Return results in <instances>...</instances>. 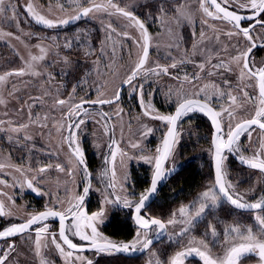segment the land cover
Here are the masks:
<instances>
[{"label":"snow or ice","instance_id":"obj_1","mask_svg":"<svg viewBox=\"0 0 264 264\" xmlns=\"http://www.w3.org/2000/svg\"><path fill=\"white\" fill-rule=\"evenodd\" d=\"M164 3L165 0H159V7L156 9L159 15L154 14L151 8L146 5L149 10L144 19L136 12L139 0H99V2L98 0H82V2L77 0L73 9L75 14L69 18L54 15L55 9L51 5L46 14L38 10L31 0L24 6V12L30 17L31 22L44 29H56L90 15L101 13L106 16L121 17L126 21V27L134 29L136 35L128 32L119 35L132 40L138 51L136 58L132 61L121 81V86L113 92L112 97L103 98L104 92L101 89L106 87V82L98 86L94 85L93 82L97 91V99L77 96L78 88L84 89L85 86L89 85L88 77L92 74L91 70L83 73L82 78L76 80V83L71 86L67 99L57 96L54 105L62 110L66 107V111L62 113L64 122H58L57 132L68 133L66 136L62 135V142L67 143L68 163L71 167L57 163L55 169L61 173L66 172L73 180H75L76 172L79 171L82 176L81 190L72 195L71 199L67 201L68 207L63 210L46 206L44 211L28 213L26 218L20 222H11L0 227V241L4 244V247L0 248V264H13V253L18 252V242L13 239L15 237H20L25 244L30 242V250L34 252L35 257L39 258V264H49L43 255L44 249L58 253L65 259V264H94V260L82 255L85 251H93L95 254L107 256L119 255L126 260V264H133L135 254L146 251H149L151 257L154 258L150 259L148 264H188L189 258H198L202 264H245V259L249 256L257 257V264H264V190L252 200L246 199L245 194L238 191L237 184L233 183L228 175L229 156L236 158L243 168L257 170L264 175V60L257 63L254 59L256 49L264 48V0H197V10L202 13L201 24L206 25L215 34L221 30L210 21H221L230 26L223 30V35L227 36L229 40L233 37L237 38L232 44L235 52L231 55L230 60H218L216 63H211V57L207 58L205 62L185 58L177 60L175 57L163 64L150 61L153 36L147 26L148 19L161 24L170 35L172 34L171 24L173 23L177 27L183 24H194L191 13L184 10V7L180 5L175 9V14L169 18ZM56 7L60 12L65 11L61 4H57ZM0 18L15 22L17 29V32L0 29V39L8 37L18 40L26 49H29L27 58L20 56L21 67L0 75V87L6 85L9 77L12 76H47L49 80L55 79L51 73L42 72L40 69L41 66L48 67L43 62L47 59L49 52L53 48H61L58 37H42L39 33L25 32L21 29L20 14L12 0H8L7 3L6 0H0ZM245 21L249 22L247 26L244 24ZM107 28L115 31L111 24ZM24 36L35 39L37 42L29 45L23 39ZM192 36L194 38L192 43L193 54H200L202 51L201 44L205 40L206 33L201 30L197 39L195 38V31H193ZM241 38L243 42H241ZM214 39L219 41V35H214ZM77 40H79V34H77ZM45 41L49 42L47 46H45ZM173 46L178 45H169V47ZM62 47L65 50L72 49L73 41L66 39ZM32 49H36L39 54H35ZM96 51V49L85 50L84 59L94 56ZM99 52L101 55L93 61L96 66L94 70L98 76L102 75L99 71L100 60L106 54L103 47L99 49ZM16 55L19 56L20 54L17 52ZM112 55H115V48H113ZM168 55L171 56V53ZM56 56L62 65L64 76H70L79 71L81 66L71 59L70 51L66 54L57 51ZM185 63L194 64L199 71L192 75L185 72L181 79V76L172 70L178 69ZM206 63H211L212 69L215 70V72H209L208 75L220 72L232 73L238 70L237 87H232V81L225 76L223 80L225 88L214 86V91L208 93L206 91L207 85H205L198 90L186 92L184 83L194 85L195 81L200 79L199 73L204 72ZM233 65H235V69ZM105 68L108 70L105 74L110 73L113 77L117 76V71L110 64L105 65ZM151 76L169 77L179 82V86L174 91L170 88L165 93L166 102L172 101L173 96L176 98L173 101L175 104L174 113H161L153 105L151 99L145 100L144 85ZM137 81L138 83H134ZM123 85L129 86L132 92L138 94L142 116L148 117L150 120L160 121L166 127L159 145L151 155H129L125 149L119 148L118 141L114 139V129L105 128L106 135L109 134V131L113 134L107 145L108 154L103 158L106 167L101 172V176L106 177L107 182L104 184L103 190H96L101 191L102 205L110 204L116 210L130 209L129 218L135 225L134 236L131 240L114 241L98 229V225L104 221L105 208L101 206L98 211L91 214L85 209V201L93 191V184L77 132L81 130V125H84L91 115L85 105L117 104L118 113L123 111L117 103L121 98L120 91ZM249 88L253 89L254 95L247 91ZM16 91L18 89L13 87L10 90V95H15ZM234 92L237 94L234 95ZM49 94V92L44 93V95ZM214 97L216 102L220 104L219 108L213 106ZM42 99L43 97H29L32 103L20 100L21 105H26L28 109L29 122L15 124L8 122V126L5 128L6 122L0 120V131L10 130L15 133L16 143L30 141L32 136L28 133V129L32 124H38L40 128L48 126L47 123L40 122V117H33L31 112L35 103L41 102ZM249 103L253 105L251 109L246 107ZM6 104V100L0 98V105L6 106ZM23 110L22 107L19 111ZM194 112H200L207 116L214 129L209 149L212 158V176L210 182L190 203L181 204L175 210L170 209L167 219H162L160 216L151 214V202L158 193L161 182L175 171L174 168H166V165L174 156L176 146L179 143L178 123ZM107 116L108 113H101L102 119ZM43 119L47 121L48 117L45 116ZM225 121L227 122L226 127L223 126ZM141 127L143 131L140 134V139L129 142L131 149H141L142 141L154 134V129L147 124H143ZM257 130H259L257 133L259 140L253 145L251 143L252 135ZM245 135L249 141V148L254 149L251 155L245 154L246 150L241 144V138ZM8 139L11 142L13 137L9 136ZM24 146L29 148V151L35 148V145L30 146L27 143ZM118 152L121 156V164L124 163L123 158L127 157L128 160L137 159L152 166L150 180L138 196L134 192L131 196L120 195L117 192L118 185L121 192L131 187L121 183L117 177L116 157ZM37 163L39 164V161ZM5 167L13 168L15 172L24 177V180L19 182L21 190L26 186L27 189L37 195L48 194L38 187V176H29L28 173L35 172L39 176H43L52 167L51 163L36 168L30 164L17 166L11 163H0V171ZM124 180H128L127 174H125ZM0 185L16 187L17 183L8 185L6 180L0 179ZM254 191V188H249V192ZM0 196H7V193L0 192ZM7 199L12 206H15L16 201L11 196H7ZM55 203L64 204L65 201L57 197ZM225 205L227 207H224ZM214 209L219 210L224 216H231L233 214L231 209L247 212L252 216L254 224H242L239 221L224 223L221 233L219 230L220 220L213 212ZM12 215L11 208L0 200V217H11ZM50 218H58V232L49 230L50 225L46 221ZM66 221L69 222L66 223ZM202 222L203 234L195 235V230L201 226ZM177 225L181 227L174 232V239L169 237L176 244V250L171 255L165 252L164 259L159 258L157 252L152 250V245L157 238L167 234L170 226ZM221 235L223 254L215 255L212 248L215 247L217 238ZM73 237L85 243L78 244L74 242ZM15 264H19V261H15ZM109 264H113V262L109 261Z\"/></svg>","mask_w":264,"mask_h":264},{"label":"rangeland","instance_id":"obj_2","mask_svg":"<svg viewBox=\"0 0 264 264\" xmlns=\"http://www.w3.org/2000/svg\"><path fill=\"white\" fill-rule=\"evenodd\" d=\"M8 0H6V3ZM29 2V0H12V3L15 7H17L19 14H20V28L23 29L25 32H34L39 33L42 37L43 36H57L58 37V43L61 45V48L56 49L53 48L48 56L47 59L43 62L44 65H48V67L41 66V71L45 73H51L52 76L55 77V79L49 80L47 76H39V77H32V76H24V77H16L12 76L9 77L8 82L6 85L0 87V98H3L6 100L7 104L0 105V120L1 119H7L2 120L5 121L4 127L7 128L8 122L16 123V116H15V107L19 106L21 107L20 100L23 101H31L29 100V97H33V95H38L39 97H43L41 102L35 103V106L38 107V111L36 112V116L40 117V122L47 123L46 128H40L38 124H32L30 130L28 133L30 135L36 134V135H43L45 138H48V135L46 134L48 132V129L51 131L50 140L55 145L58 144L60 133L57 132L56 124L61 121V109H57V120H52L50 123L48 121H44L45 112L41 108L48 106L49 104H44L43 100L51 101L50 104V111H47L46 114H50V116H53L51 113L52 108H55L57 106L54 105V101L57 99V96L59 98L67 99L68 93L71 91V86L76 83V80L81 79L83 73L91 70L92 74L88 77L89 79V85L85 86L84 89L78 88L77 89V96L78 97H85V98H92L97 99V91L96 86H98L101 83L106 82V87L101 89V91L104 92L103 98H110L113 95V92L117 89L118 85L121 83L122 79L124 78L128 68L130 67L132 61L136 58V53L138 49L133 44L132 40L125 39L122 35H119L123 32H128L132 35H136V32L132 28L126 27V21L118 16H106L105 14H95L90 15L89 17L82 18L78 21H75L73 23H69L66 26H61L56 29H44L41 28L34 23L31 22L30 17L27 16V14L24 12V6ZM31 2L37 7L38 10L42 11L43 13L48 12V8L51 5L54 11V15L60 16L61 18H69L70 16L74 15L75 12L73 9L75 8L77 0H31ZM82 2V0H81ZM99 2V0H98ZM57 4H61L64 6L65 11L60 12L58 8L56 7ZM149 6L154 14L159 15L158 12H156V9L159 7V0H139V4L136 7L137 15H139L142 19L145 18L147 11L149 10ZM183 6L184 10H187L191 13L194 19V24H197V29L194 30L193 25H187L183 24L180 27H177L174 23L171 24L172 28V34L170 35L167 31L164 30V27L154 22L151 19L147 20V26L149 29V32L153 36V45L150 49V61L152 62H159L160 55H167L171 53V56L169 57H175L176 59L181 58L183 56L184 49H188V45L192 47L191 39H194L192 36V32L195 31L196 37L199 38L201 30L205 31L206 37L203 43L201 44L202 47H206L207 54H210L211 57H216L221 50V48L227 44L228 41L235 40L236 37H233L231 40L228 39L227 36L226 39H224L220 34L223 33V30H226L223 26L217 25L218 29L221 31H218L217 33H213L210 29L206 28L205 25L201 24L202 19V13H200L198 9L197 0H165L164 7L165 10L169 13V18L175 14V9L177 6ZM9 15H11L9 13ZM89 21H94L96 26H100V31H97L98 34H95V31L97 28L94 29H85L84 27H81V23H88ZM111 24L112 29H115L113 32L111 29H108L107 26ZM74 25H77L76 27H73ZM0 29L3 31H10V32H17V29L15 27V22H9L8 20H5L3 18H0ZM65 30V32L63 31ZM67 32V33H66ZM19 34V33H18ZM77 34H79V40H77ZM214 35H219V41L214 39ZM110 37V38H109ZM24 40H26L29 45L35 44L37 41L35 39H29L28 37L24 36ZM72 40L73 41V47L70 50L63 49L62 45L65 40ZM103 42V43H102ZM49 42L45 41V46H47ZM170 44L178 45L169 47ZM158 45V46H157ZM105 49V55L100 60L99 64V71L102 75L98 76L95 69V65L93 64V61L96 59V57L100 56L101 53L99 52L100 48ZM113 48H115V55L113 56ZM87 49H96V53L94 56L88 57L86 60L84 59V52ZM192 49V48H191ZM29 49H26L23 44H21L18 40L10 39L8 37H4L3 39H0V75L12 71L14 69H17L22 66V62L20 60V56H23L27 58ZM32 51L35 54H39L36 49H32ZM59 51L61 54H66V52H71V59L75 62H77L81 67L78 72L73 73V75L70 76H64L62 73V65L58 62V57L56 56V52ZM19 53L20 55L17 56L16 53ZM235 50L232 49V47L228 46V51L226 53L227 59L226 61L230 60V57L232 54H234ZM168 53V54H167ZM161 63V62H159ZM110 64L113 69L117 71V76L113 77L110 73L105 74L108 72V70L105 68V65ZM233 68L235 69V65H233ZM237 71H234L232 73H226V76L228 79L232 81V87H237L238 81L236 79ZM183 78V77H182ZM181 78V79H182ZM218 78V79H217ZM224 73L220 72L218 76L216 77H200L199 80L195 81L194 85H190L188 83H184V90L186 92H192L195 90H198L199 88L204 87L207 85L206 91L208 93H211L214 91V86L225 88L223 85L224 80ZM158 77L151 76L148 79V82H150L152 85L151 91L156 94H164L171 88L173 91L177 88L175 87L176 82H173L172 80L165 78L163 81L165 82V86L162 88V90L159 88L158 83ZM94 82V85H93ZM147 82V83H148ZM135 83H138L135 82ZM145 83V84H147ZM158 86V88H156ZM179 86V83H178ZM18 89V91L15 92V95H10V90ZM157 90V92H155ZM247 91L250 94H253V89L249 88ZM45 92H49V96L44 95ZM155 94V95H156ZM234 95L237 93H233ZM50 96L52 98H50ZM128 96L130 99V104H128V100L125 99V97ZM124 100L118 103V106L120 109H122V112L118 113L117 110V104L111 105L108 107H105L104 110L109 114V116H112L117 119L116 122H113V128L115 129L116 136L119 137L120 132L118 131L122 130V136L121 139L125 140V142H118L119 148L125 149L129 155H139V154H148L151 155L154 153L155 148L152 147V143L154 141L152 138L162 136L164 132V126L160 121H154L150 120L148 117L142 116V108L138 101V94L132 92L131 88L128 87L124 93ZM175 96L172 97V101H169L170 104H174L173 101H175ZM213 101L216 102L215 97L213 98ZM157 103V101H156ZM258 104V101H256ZM175 105V104H174ZM167 106V105H166ZM220 107V104H218L217 108ZM247 108L251 109L253 105L251 103L246 105ZM66 108V107H65ZM164 109V113L166 112V109ZM243 111V110H241ZM5 113H7L5 115ZM166 114V113H165ZM195 115H203V113L200 112H194L190 113L188 116L184 117V121H188L191 116ZM197 118V117H196ZM54 119V118H53ZM190 121V120H189ZM195 122L198 124L199 119L197 118ZM147 124L149 127H152L154 129V134L147 137V139L143 140L141 143V149H143V152H141V149H131L129 147V142H135L140 139V134L143 131L142 125ZM227 122H224V126L226 127ZM49 127V128H48ZM106 123L104 119L101 118V116H98L97 114L91 113V115L87 118L86 123L84 125H81V130H79L77 133L78 135H81L84 139V145L83 150L85 153V156L89 157L92 154L96 155V159H101V157L104 155L107 145H108V134H105V128ZM117 129V130H116ZM183 131V129H182ZM182 131L180 132V135L182 134ZM185 133V131H183ZM258 131L253 132L251 143L255 145L257 141L259 140V137L257 135ZM3 135H5V139H8L9 136L13 137L15 139L16 134L12 133L10 130L3 131ZM23 135V133H21ZM1 137V135H0ZM44 140V138H42ZM90 139V140H89ZM2 141V140H1ZM160 141V138L158 139V143ZM207 141V142H206ZM198 142H201L203 144L202 147H200L202 150H200V155H196L197 159H200L201 162L199 163V167L203 169V167H208L209 172L208 176L206 174L205 183L202 186L203 190L205 186L210 182L211 176H212V169H211V155L209 152L210 146H209V139L207 140L206 137L201 136L198 137ZM241 144L242 147L246 150V155H251L252 151L254 149L249 148V141L246 137L241 138ZM96 145H99V147H96ZM178 145L176 146L174 156L172 159L168 162L166 168L172 169L174 168L175 171L172 172L170 175H168V178L165 181L171 179L174 174L177 172L178 167H181L184 163L179 158L178 153ZM157 147V146H156ZM203 147H207L206 149H203ZM63 149V148H62ZM2 151V152H1ZM9 153V151H8ZM7 149L6 146L3 144V141L0 142V161H4L7 157ZM13 155V152H12ZM68 156V154H67ZM124 163L121 164V156L120 153H117L116 162L118 164V169H116L117 177L120 180L121 183H124L126 185H130L131 187L128 188L126 191L121 192L119 185L117 186V192L120 195H128L131 196L134 192L136 196L139 195L141 190H139V186L133 182V179L130 176L131 170H137L139 169L142 173H148V175L151 174L152 166L149 164H145L143 161L132 159L128 160L127 157H124ZM36 161V160H35ZM6 162V161H5ZM139 165H145L144 167L148 170L147 172L144 171L142 167H139ZM234 167L230 160H228V175L229 178L233 181V183L237 184V189L241 193H244L246 198L249 200H252L255 196L261 194L262 190H264V177L253 171H247L239 168H232ZM11 168L8 169L10 171ZM125 174L128 175V180H124ZM99 177V170L96 171V173L93 175L94 187L92 191V199L95 197V194H98L97 197L101 194V191H97L96 189L103 190V187L100 182H98ZM67 195L70 196V194L74 193L76 188V183L80 182V177L75 175V180L72 178H67ZM59 178L55 179L54 182L49 184V191L51 192L52 196H55L56 190L55 185H59ZM82 182V181H81ZM252 187L255 189L254 192H249V188ZM200 190V191H201ZM103 197L100 195V198H98V202H95L99 205V207L103 206L105 208V218L103 223H106L109 219V212H113L116 209L113 208L112 205H102ZM190 202H181L179 205L175 206L173 210L177 209L181 204H187ZM7 207L11 208V211L13 215L11 216H20L22 217V213L19 211L20 206H10L9 204H6ZM224 207H227L226 205ZM7 209V208H6ZM232 215L231 216H224L219 210H213L214 213H216L217 219L220 220L219 230L222 233L223 225L224 223H232L233 221H239L242 224H254V221L252 219V216L249 213H239L231 209ZM156 212V211H154ZM157 213V212H156ZM27 216V215H25ZM164 219H167V215H163ZM4 219L8 220L9 217H5ZM211 219V217H209ZM103 223H100L98 225L99 231H101V226ZM179 225L177 226H170L167 230V236L163 240L162 244H159L158 246L154 247L152 250L157 252V255L159 258L164 259V253L167 252L168 255H171L173 251L176 250V244L172 242L169 237H173L174 232L178 231ZM204 232L203 222L201 223V226L195 230V235H202ZM174 239V237H173ZM223 240L222 235L221 237L217 238L215 247L212 248V251L215 255H222L223 254ZM43 255L49 261V264H65V259L61 257L58 253L55 251L44 249ZM83 255V254H82ZM88 259L94 260V264L99 259H105L108 261H118V264H126V260L122 259L121 256H107L105 254H98L97 257H93V255H84ZM14 261L13 264H15V261H19V264H39V258L35 257L34 252L30 250V242L28 244H25L20 239V243L18 245V252L13 253ZM150 259H154L151 257L150 252L148 251L146 254L138 258L137 260H133V264H148V261ZM258 258L255 256H249L245 259V264H257ZM188 264H202V262L199 261L198 258H189Z\"/></svg>","mask_w":264,"mask_h":264},{"label":"flooded vegetation","instance_id":"obj_3","mask_svg":"<svg viewBox=\"0 0 264 264\" xmlns=\"http://www.w3.org/2000/svg\"><path fill=\"white\" fill-rule=\"evenodd\" d=\"M244 14H246V13H244ZM198 22H201V21H198ZM210 23H213L215 25L223 26L225 29L230 27L228 25H225L221 21H210ZM248 23H249L248 21H245L244 22L245 26H247ZM193 27H194V30H196L197 29V24L193 25ZM206 28H207V26H206ZM219 34L222 37L224 36L223 33L219 32ZM223 38L226 39V37H223ZM236 39L237 38H235L234 41L233 40L228 41L227 44L225 45V47L223 46L221 48V50L219 51L218 55L216 57H213V58L211 57L210 54H207L206 47L203 46L202 47V51L200 52V54L194 55L193 51L191 49L192 47H190V45L187 44L188 45V49L187 50L184 49L183 56L181 58L191 59V60H194V61H197V62H205L207 60V58L211 57V63H216L218 60L226 61V59H227L226 53L228 51V46L230 45L232 47V44L236 41ZM241 42H243L242 38H241ZM191 43H193V39H191L190 44ZM232 49L235 50L233 47H232ZM171 58L172 57H169L167 55H163L162 54V56L160 55L159 62H161L162 64L163 63H167ZM181 58H178L177 60H179ZM254 59H255V61L257 63H259L261 60H264V48L256 49ZM211 63H206L204 72H200L199 73L200 77H209V78H211L212 76L213 77L218 76L219 73L213 74V75H208L209 72H215V70L212 69V67H211ZM172 71L176 72L177 74H179L181 76V78H182L185 72L188 73L189 75H192L194 72H198L199 70L195 67L194 64L185 63L184 65L179 66L178 69H175V70H172ZM225 76H226V73H224V77ZM165 78L170 79L169 77H158V79H159L158 80L159 88L161 90L165 86V84H164L165 82L163 81ZM170 80H172V79H170ZM172 81L176 82L175 87H178V83L179 82L175 81V80H172ZM152 85L153 84H151L150 82H148L147 84L144 85V88H145V100L147 101V100L151 99L153 105L156 107V109L159 112L164 113V109L163 108H165L166 109V112H165L166 114H172L174 112V110H175V105L174 104H170L169 101L166 102L164 94H162V93H160V94L153 93L151 91ZM120 86H121V83L118 85V87H120ZM128 87L129 86H126L122 90L121 95H120L121 98H120V100L117 103H119L122 100H124L123 96H124V93H125V91H126V89ZM156 88H158V86ZM155 92H157V90ZM149 94H151V95H149ZM46 96H49V95H46ZM33 97H39V96L38 95H33ZM50 98H52V97L50 96ZM125 99H127L128 100V104H130V99L131 98L129 99V97L126 96ZM43 101H44V104H47V103L49 104L48 106L41 108L42 110H44L45 115L48 117L47 121L49 123L52 120L56 121L57 120V113L56 112H57V109L59 107L52 108L53 110H51V113H52L53 116H50V114H46V112L50 111L49 107H50L51 101H47V100H43ZM156 101H157V103H156ZM29 103H32V101H29ZM212 103H213V106L217 108L219 103L218 102H214V101ZM111 105H115V104H111ZM111 105H103V106L85 105V107L88 108L90 113H94V114H97L98 116H101V113H107L104 110V108L108 107V106H111ZM22 107L24 108V110L23 111H19ZM15 110H16V112H15L16 123H28L29 122V120H28V109H27L26 105H22L21 107L17 106V107H15ZM37 111H38V107H36V106H34L31 109L33 117H36V112ZM63 111H66V108L63 109V110L61 109V114L60 115H62V117H61V121L60 122H64L63 121V114H62ZM196 117L199 119L200 124H197L195 122V120L197 119ZM103 119H104V121L106 123V126H107V128L109 130L114 129L113 128V122L117 121L116 118H114L112 116H109V114H108V116L104 117ZM1 120H7V119H1ZM189 120L186 122V121H184L182 119L178 123L179 131L181 132L182 129H183V131H185V133H183V131H182V134L180 135L178 151H179V147H181L183 142L192 141L191 137L193 139V143L197 144L199 152H200V150H202L200 147H202L203 144L201 142H198V137L201 136V132H199V129H200L201 125H205V127H207L208 130H209V133H210L209 134V146L211 147L212 128H211L209 120L203 115L191 116L189 118ZM58 127H59V123L56 124V129ZM30 128H31V126H30ZM30 128L28 129V131L30 130ZM164 131H165V128H164ZM257 131H259V130H257ZM2 132L3 131H0V135H1L0 142L3 141V144L6 146L7 155H5V156L7 158L4 161H0V163H11L12 165H17V166L29 165L30 164L33 168L39 167L41 165H47V164L51 163L52 167L49 168L43 174V176H39L35 172H29L28 173L29 176H34V175L38 176V187L40 189L46 191L48 193L47 195H37L36 193H34L31 190L27 189L26 186L23 188V190H21L20 187H19V182H22L24 180V177H22L19 173L15 172L13 168H11V170L8 171V169L10 167H5L2 171H0V179L6 180L8 185H12L13 183H17L16 187L0 185V192L7 193V196H11L16 201L15 205L16 206H20V210L19 211L22 213V217L16 215V216H13V218L9 217L8 220L4 219L5 217H0V227H3L4 225L9 224L11 222H20L21 220L26 218L25 215H27L28 213H38V212L44 211L46 206L47 207H54L57 210H63L64 208L68 207L67 201L71 199L72 195L75 192L81 190L80 186L82 184V182H81L82 181V176H81L80 172L77 171L75 175L76 176L78 175L80 177L81 181L79 183L78 182L76 183V188H75L74 193L73 194L71 193L70 196H68L67 195V185H68L67 184V180H68L67 178L69 176L67 175L66 172L65 173H61V172H58L55 169V164H57V163L63 164L66 167H71V165L68 163L67 143L66 142H62V135L66 136V135H68V133L67 132H64L63 134L60 133L58 144L55 145L50 140L51 131L49 129H48V132L46 133L48 135L49 139L45 138L43 135L33 134V135H31L32 139L30 141H27V142L21 141L20 143H16L15 139H13L11 142L9 141V139H5V135H3ZM119 132H120L119 137H115L116 133H115V129H114V139L116 141H118L119 143L120 142H125V140L121 139L122 130L118 131V133ZM77 135H78V133H77ZM112 135H113L112 132L109 131L108 143H109L110 137ZM203 136H204V131H203ZM78 137H79V143H80L81 147L83 148L84 139L82 138L81 135H78ZM161 137L162 136H158V137L152 138V140L154 141V143L151 144L152 147L156 148V146L159 145L158 139L159 138L161 139ZM42 138H44V140ZM25 143H27L30 146L31 145H35V148H33L31 151H29V148L24 146ZM206 148L207 147H203V149H206ZM8 151H9V153H8ZM12 152H13V155H12ZM107 154H108V147H107L104 155L101 157V159L100 158L96 159V155L95 154H92L89 157L85 156L86 162H87V165H88V168H89V172L91 173V179H92L93 187H94V182H95V180L93 179V175L96 173L97 170H99L98 182L101 183L103 188H104V184L107 182V178L101 176V172L106 167L105 164H104V159L103 158ZM197 160H198V163L201 162L200 159H197ZM211 160H212V158H211ZM229 160H230L231 164L234 166L232 168H239V169H243V170H247V171H253V173L254 172L259 173V172L254 171V170L243 168L239 164V162L232 156H229ZM37 161H39V164L37 163ZM143 166H145V165H143ZM116 169H118L117 162H116ZM180 169H181V167H178L177 172L175 174H177L180 171ZM151 174H152V171H151ZM151 174L149 175V180H150ZM175 174H174V176H175ZM259 174H261V173H259ZM130 176H131V172H130ZM262 176L264 177V175H262ZM57 178H59V181H60L59 183L60 184L59 185L58 184L55 185V190L57 192H56L55 196H52L51 192L49 191V188H51V187H49V184L54 182V180L57 179ZM69 178H72V177H69ZM169 180L165 181L163 183V185L158 189V193H157L156 198H155L154 201H156L158 199V195H159L160 189L163 186H165L168 183ZM34 183H37V181H34ZM91 194H92V192H91ZM91 194L85 201V209L89 212V214H91L92 212L98 211L100 209L99 205L96 204L95 202H98V198H100L101 194L98 197H97L98 194H95V197L93 199H92V195ZM7 196H0V200H2L5 203V205L9 204L11 206V203L7 199ZM57 197H59L61 200L65 201V203L64 204H56L55 201H56ZM154 201H153V203H154ZM153 203L151 204V207H152ZM151 207H150L151 214L155 215V216H159L156 212L151 210ZM234 211H236V210H234ZM130 212H131L130 209H119V210H115L113 212H109L110 214H109L108 217H110L114 213H120L122 215H125L129 219V221L132 223V227L135 229V225L133 224V222L129 218V213ZM236 212H238V211H236ZM239 213H242V212H239ZM161 218L164 219L163 217H161ZM68 222L69 221H66V223H68ZM46 223L50 225V228H49L50 231L58 232V230H59L58 218L57 219H51L50 218L48 221H46ZM106 223H103V225L101 226V232L104 235H106V234L103 231V227L105 226ZM166 236H167V234H166ZM108 238L111 239L110 237H108ZM13 239H15L18 242V245H19L20 237H15ZM73 240H74V242H76L78 244L85 243V242L79 241L78 238H75V237H73ZM114 241H116V240H114ZM162 242H163V240L161 242L153 245L152 249L154 247L158 246L159 244H162ZM3 247H4V244H3L2 241H0V248H3ZM146 253H144V254H146ZM82 254L86 255V256L87 255H93V257H95V256L97 257V255H98V254H95L93 251H85ZM143 255H141V256H143ZM141 256L133 258V260L134 259H138Z\"/></svg>","mask_w":264,"mask_h":264},{"label":"trees","instance_id":"obj_4","mask_svg":"<svg viewBox=\"0 0 264 264\" xmlns=\"http://www.w3.org/2000/svg\"><path fill=\"white\" fill-rule=\"evenodd\" d=\"M40 1V0H39ZM74 25L73 27H76ZM81 27L85 29L97 28L95 34L100 31V26H96L94 21L81 23ZM65 32V30H63ZM67 33V32H66ZM200 124V122L198 123ZM204 131V137L209 139V130L205 125H201L199 132L201 135ZM192 141L183 142L179 147L180 160L183 161L180 171L173 176L168 183L160 189L158 199L154 201L151 210L156 211L160 217L167 215L169 210L179 205L181 202H190L202 189L205 183L206 174L208 176V167H199L196 155H200L197 144ZM207 142V141H206ZM144 171H148L143 165H139ZM133 182L139 186V190H143L149 181L148 173H142L139 169L131 170ZM164 218V217H163ZM105 234L116 241H127L134 236L135 229L129 219L120 213L112 214L105 226L103 227ZM137 260V259H134ZM113 264H118V261H111ZM96 264H109L108 260L99 259Z\"/></svg>","mask_w":264,"mask_h":264},{"label":"water","instance_id":"obj_5","mask_svg":"<svg viewBox=\"0 0 264 264\" xmlns=\"http://www.w3.org/2000/svg\"><path fill=\"white\" fill-rule=\"evenodd\" d=\"M126 86H127V85H123V86L121 87L120 95H121L122 90H123ZM105 105H108V104H105ZM90 106H103V105H90ZM174 111H175V110H174ZM173 113H174V112H173ZM204 116H205V115H204ZM205 117L208 119L207 116H205ZM208 120H209V119H208ZM209 122H210V125H211V121H210V120H209ZM211 128H212V134H211V139H212V135H213V132H214V129H213L212 125H211ZM235 159H236V158H235ZM236 160H237V159H236ZM237 161H238V160H237ZM211 164H212V160H211ZM250 170H251V169H250ZM254 171H257V170H254ZM257 172H258V171H257ZM163 183H164V181L161 182L159 188L163 185ZM159 188H158V189H159ZM156 195H157V194H156ZM156 195H155V197L153 198V201L155 200ZM153 201L151 202V204L153 203ZM234 210H235V209H234ZM236 211H238V212H242V211H240V210H236ZM242 213H247V212H242ZM165 237H166V235H163V236L157 238V239H156V242H155L153 245H155V244L161 242L162 240H164ZM153 245H152V246H153ZM146 252H147V251H146ZM146 252H143V253H137V254H135V256H134L133 258L139 257V256L143 255V254L146 253Z\"/></svg>","mask_w":264,"mask_h":264}]
</instances>
